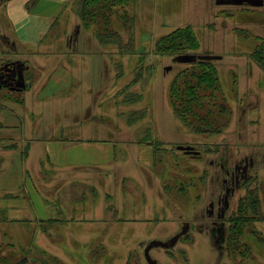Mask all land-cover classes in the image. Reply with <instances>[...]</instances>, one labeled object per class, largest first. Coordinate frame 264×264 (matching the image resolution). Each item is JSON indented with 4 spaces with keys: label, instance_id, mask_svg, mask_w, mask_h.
Instances as JSON below:
<instances>
[{
    "label": "rangeland",
    "instance_id": "rangeland-1",
    "mask_svg": "<svg viewBox=\"0 0 264 264\" xmlns=\"http://www.w3.org/2000/svg\"><path fill=\"white\" fill-rule=\"evenodd\" d=\"M81 2H69L47 38H77L78 44L69 49L59 44L58 50L97 55L90 61L92 68L96 65V69L103 67L106 72L103 78L81 77L84 83L80 88L75 83L76 99L86 105L88 119L102 113L119 126L120 132L126 130L123 121L132 126L133 134L128 137L134 138V143L130 142V148L126 149L131 160L117 172L108 188L105 189V184L102 188L97 186V197L106 196V200L109 197L110 207L116 214L111 220L90 225L94 226L92 229L88 226L81 232L83 237L71 238L80 252H65L61 258L35 248L26 257L27 263L42 264L43 255L49 258L47 264H147L143 253L147 243L152 239L170 238L187 221L188 232L173 247H153L150 256L160 264H264V221L260 219L264 213V50L254 53L255 48L264 47V5L217 4L216 0H101L92 6H125L129 15L125 28L119 30L120 45H116L112 41L102 42L96 35L99 31L102 37H107L109 32L105 30L111 26L104 27L99 22V28L87 20L88 28L84 27L79 13ZM187 25L196 33L195 47L175 49L207 52L220 58L204 66L179 63L173 60L177 54L174 47L167 46L172 42L166 41L163 48L156 45L161 35ZM4 51L6 55L0 54V70L13 60L23 61L15 58L25 57ZM80 63L77 60L74 64ZM113 69L119 70L118 75L129 70L131 78L113 97H108L107 92L112 91L117 80L125 77H116ZM196 70L202 74L213 70L214 97L207 98L209 91L200 88L199 104H191V112H187L184 111L186 99L190 102L195 97L182 88L181 96L176 93L172 97L169 87L176 74L185 82L195 80L192 76L199 72ZM8 91L6 86L0 89V106L4 104L2 95ZM11 96L20 97L17 93ZM102 96L106 99L103 106L98 102ZM170 101L180 103L185 114L177 117ZM53 110L56 118L66 116L63 113L67 109ZM122 111L124 116L120 115ZM119 143V153L123 154V142ZM148 146L153 149L150 164L147 163ZM178 146L191 149L185 151ZM196 150L199 156L193 157L191 151ZM243 158H252L254 164L230 200L226 214L227 240L218 249L210 236L211 224L205 209L222 191L220 182L225 176L220 166L233 170ZM251 192L258 198L259 215L247 208L244 214L258 219L250 223L233 221L236 216H230L236 212L240 198L247 196L248 202L254 196ZM110 207L103 206L104 215ZM232 225L233 230L243 231L240 244L248 248L244 257L237 249L228 250ZM235 235L238 238V232ZM47 238L53 244L67 242L63 237L49 235Z\"/></svg>",
    "mask_w": 264,
    "mask_h": 264
},
{
    "label": "crops",
    "instance_id": "crops-1",
    "mask_svg": "<svg viewBox=\"0 0 264 264\" xmlns=\"http://www.w3.org/2000/svg\"><path fill=\"white\" fill-rule=\"evenodd\" d=\"M70 1L0 0V34L14 41L18 50L12 56H25L15 59L23 60L24 72L30 75L29 88L14 90L20 92L23 103L5 99L7 92L0 106V191L17 194L0 198V217L8 219L0 221V234L21 240L23 235L29 236V231L30 245L61 258L65 252H80L72 237H81L88 226L116 214L109 197H97V186L105 184L108 188L117 172L129 165L131 158L126 149L134 141L128 137L133 133L126 121V130L120 132L119 126L102 113L88 119L86 105L77 102L75 83L80 88L84 83L81 77L103 78L106 72L103 67L92 68L90 61L97 55L58 50L59 44L69 49L79 41L77 38H47ZM0 54L6 55L1 48ZM77 60L81 63L75 65ZM112 72L116 77H125L117 80L112 91L107 92L108 97H113L131 76L129 70L120 75L117 69ZM60 95H66L65 99ZM105 101L102 96L98 102L103 106ZM53 108L67 109L63 113L66 116L56 118ZM123 112L120 115L124 116ZM119 142H123V154L119 153ZM147 155L150 164L151 146ZM105 204L110 207L106 215ZM41 220H51L46 230L39 226ZM49 235L66 238L67 242L53 244Z\"/></svg>",
    "mask_w": 264,
    "mask_h": 264
},
{
    "label": "trees",
    "instance_id": "trees-1",
    "mask_svg": "<svg viewBox=\"0 0 264 264\" xmlns=\"http://www.w3.org/2000/svg\"><path fill=\"white\" fill-rule=\"evenodd\" d=\"M81 5L79 8V13H80V17L82 20V23L84 25V27L88 28L87 26V20L91 21L92 24H94V26H97V24L99 25V22L102 24V26L104 27H109L111 26V28H109L108 30H105L106 33H108V35L105 36H101V34H99L96 32V35L99 36V39L104 42V41H109L115 43L116 45H120V40L119 37H121L120 35V31L119 30H123L124 26V22L128 21L129 19V15L127 14L126 8L125 6H92L93 4H97L99 3L101 0H81ZM119 1H124V0H119ZM253 8V7H252ZM132 16V15H131ZM130 16V22L133 20V17ZM100 28V25H99ZM110 37V38H108ZM129 37V36H128ZM131 40V38H130ZM197 40V36L195 31L193 30V28L189 25L184 26V27H178L172 31H170L167 34L161 35L157 41H156V45H159V48H163V44H165V42H172L169 43L167 46L174 47V50H176L175 48H179L181 47V50L183 49H194L195 47V43ZM178 41V42H177ZM0 48H1V52H5L4 50H8L11 53L15 54L17 52V49L14 47V41L10 40V38L5 34V33H1L0 34ZM175 42H177L175 44ZM123 44H128V43H123ZM158 47V46H157ZM3 49V51H2ZM260 50H264L263 45H260L259 47L255 48L254 53H256V51H260ZM195 51V50H193ZM189 52V51H175L177 52V55H181V54H195L197 55H214L212 53H207V52H203V53H197V52ZM11 60V59H10ZM212 59H196L195 61L192 62H187V63H193V64H198V66H204L207 65L209 62H211ZM12 62H18L17 60H13ZM26 63V61H24ZM264 65V64H263ZM193 69V68H192ZM199 71V70H196ZM192 78L195 80H188V82H185L182 79V76L179 74H176L173 78V80L170 83V87H169V93L172 97H176V93H179V96H181L182 89H186L189 90L187 92V94H191V96L195 97L193 100H191L189 102V100L186 99V106H185V110L184 111H189L191 112V108L193 104H199L200 102V97L198 96V91L199 89H206V91H209V95H207V98L212 99L214 97L213 94V70L208 71V72H204L202 74L201 71L197 72L195 74V76L193 75ZM212 81V82H211ZM9 90V89H8ZM9 93L4 96L5 99L7 100H11L17 103H23V99L20 97H14L11 96V94L14 93H20L18 91H8ZM3 96V95H2ZM181 101V100H180ZM171 103V108L173 110V113L179 117L181 114H185V112L183 111V107L180 103H175L170 101ZM192 104V105H191ZM191 107V108H190ZM196 116V115H195ZM151 144L152 143H148ZM249 193V192H248ZM255 193V191H254ZM253 196L252 199H250L248 202L247 200V196L240 198V201L238 202V206L236 209V212L232 213L234 215H231L230 218H234V216H236L233 221H241L243 223H250V221L253 220H257L258 218H251L249 215L244 214L245 209H254V213L258 214L257 212V205L259 204L258 202V198L256 197L255 194H253L251 192ZM17 196V194L15 193H11V192H2L0 191V198H6V197H14ZM249 199V198H248ZM245 202V204L243 205L242 202ZM259 215V214H258ZM249 216V217H248ZM257 217V216H256ZM0 221L3 220H8L7 218H5V216L2 218V216L0 217ZM261 220L264 221V213L262 214ZM259 219V220H260ZM29 221V220H28ZM51 220H41L40 223H44V224H48ZM27 222V221H26ZM40 226V224H39ZM43 230L47 229V226L42 225L40 226ZM232 228H234V226H231L230 229V235L228 236V239L230 238L231 243H228V250L230 251H234L237 249L238 253L244 257L243 255H247L248 252V248L244 245H241L240 243V233L243 234V231L241 230V228H238L237 230H233ZM25 232V231H24ZM28 235H23V239L21 238V240H18V238H15L13 236L8 237L6 236L5 233L0 234V264H26L27 263V258L28 254L30 252L33 251L34 246H32V244L30 245V241H31V237H30V233L29 231H26ZM238 232V238L236 237L235 233ZM234 243H233V242ZM240 246V247H239ZM244 250H241L242 248ZM43 254L44 252L42 250H40ZM40 254V255H41ZM40 257V256H39ZM42 260L44 263H48L49 262V258H43V255H41ZM52 257V256H51ZM42 263V264H44Z\"/></svg>",
    "mask_w": 264,
    "mask_h": 264
},
{
    "label": "flooded vegetation",
    "instance_id": "flooded-vegetation-1",
    "mask_svg": "<svg viewBox=\"0 0 264 264\" xmlns=\"http://www.w3.org/2000/svg\"><path fill=\"white\" fill-rule=\"evenodd\" d=\"M12 73H16V69H14V65L12 64L7 65L0 70V87L6 86V88H10L15 86L17 80L16 76ZM191 152L194 153L193 157L199 156L198 150ZM253 164L254 160L252 158H243V162L235 165L233 170L223 168V165L220 166V168L223 169L225 176L220 182L222 191L217 194L215 200L207 203V208L205 209L207 221L211 224L209 228L210 236L214 239L218 249H222L227 240L226 225L228 220L226 214L230 208V200L235 196L236 190H238L246 181L248 171ZM186 222L187 221L182 222L181 227ZM188 226L190 228L189 223Z\"/></svg>",
    "mask_w": 264,
    "mask_h": 264
},
{
    "label": "water",
    "instance_id": "water-1",
    "mask_svg": "<svg viewBox=\"0 0 264 264\" xmlns=\"http://www.w3.org/2000/svg\"><path fill=\"white\" fill-rule=\"evenodd\" d=\"M217 4H229V5H242V4H247L249 6H262L263 5V0H216ZM205 58H210V59H217L220 58V56L217 55H195V54H181L174 56L173 60L176 62H181V63H187V62H192L195 61L196 59H205ZM12 64L14 65V69H16V73H12L16 76V84L13 87H10L11 90H22L24 88H29L30 86V75L26 74L24 76V63L21 61L18 62H11L5 64V66ZM169 69V67L167 68ZM166 69V70H167ZM178 149H183V150H190V147H183V146H178ZM188 223L186 222L181 229L172 235L170 238L166 240H160V239H152L150 240L147 245L144 247V258L147 262V264H160L157 260L152 258L149 254V251L153 247H161V248H170L173 247L178 239L186 234L188 231Z\"/></svg>",
    "mask_w": 264,
    "mask_h": 264
}]
</instances>
